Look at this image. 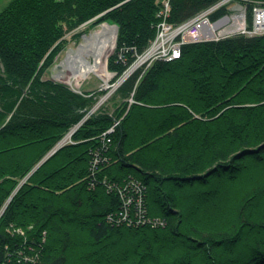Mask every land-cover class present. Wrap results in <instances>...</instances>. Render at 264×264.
I'll return each mask as SVG.
<instances>
[{
    "label": "trees",
    "instance_id": "obj_1",
    "mask_svg": "<svg viewBox=\"0 0 264 264\" xmlns=\"http://www.w3.org/2000/svg\"><path fill=\"white\" fill-rule=\"evenodd\" d=\"M157 1L14 0L0 12V57L15 77L12 83L0 78V205L15 180L90 108L66 86L38 81L35 94L8 118L23 80L65 32L63 23L73 27L107 11L101 20L119 25L117 52H126L123 62L115 54L109 59L121 74L156 35ZM216 1L171 0L169 20L178 24ZM132 91L134 102L102 152L109 164L94 174L95 184L87 178L93 148L126 111V101L113 115L93 114L75 133L76 143L24 180L0 219V264L14 240L9 225H33L32 236L48 233L42 259L24 264H90L94 254L107 264H264V33L183 45L179 58L156 61L144 74L138 69L121 84L124 97ZM133 175L147 186L149 212L170 217L166 227L106 221L121 206L107 182L122 191L120 183ZM210 178L225 179L211 191L225 208L205 223V211L214 208H207L211 189L192 186ZM208 225L218 227L211 232Z\"/></svg>",
    "mask_w": 264,
    "mask_h": 264
},
{
    "label": "rangeland",
    "instance_id": "obj_2",
    "mask_svg": "<svg viewBox=\"0 0 264 264\" xmlns=\"http://www.w3.org/2000/svg\"><path fill=\"white\" fill-rule=\"evenodd\" d=\"M14 0H0V12L4 11ZM249 1L253 4L252 7V24L250 25L249 22ZM159 3V10H158V17L159 21L156 27V35L151 40L149 45L145 48V50L141 53H136V57L134 61L123 71V73L119 74L110 64V57L112 55H117L116 61H125V53L120 50L117 52V41L119 35V25L113 21H109L106 19H102L103 15L107 12H102L92 18L78 23L77 25L70 27V25L63 23V27L65 32L63 35L56 40V42L49 48L45 57L39 62L37 67V71L34 72L32 77H29L27 80H23V85L20 86L19 96L12 100L13 103V110L10 112L8 118L12 115L16 108H18L23 99H29L32 94H35V85L39 84L36 82H45V83H54L59 84L62 86H66L67 90L71 91L72 93L78 95V98L82 101H88L90 104V108L82 114V117L79 121L75 124H72L69 129L64 132L57 141L53 143V145L45 152V154L36 161L35 165L32 167L30 172L26 175V177H22L20 179H16L17 185L13 189L12 193L5 198V200L0 205V219L5 214L7 209L9 208L10 204L13 202L15 195L18 193L19 189L23 186V182L27 179L33 172L41 167L49 158L53 157L61 148L68 144H74L77 140H74L75 133L83 127L85 122L96 113H104L107 112L109 115H113L119 109V106L122 102L126 101V108L125 112L118 120H116L106 131H104L99 136V145L97 149L93 148L92 156L90 157L89 165H88V176L87 178L91 180L89 185L95 184L94 182V174H97L101 171L103 164H109L108 158L103 157L102 152H107L112 147V133L115 131L116 126L119 124L120 119L125 116V113L129 111L131 104L134 102V93L132 91L128 97H124V95L120 92L121 84L129 78L133 73H135L138 69H141L142 73L144 74L149 68L159 60L171 61L177 59L179 57H172L170 58V54H167L166 46L164 44H168L170 42L169 37V26L173 25L174 27L180 26L182 24V30L184 29V35L187 34V38L184 45L191 44V43H199V42H208V41H218L221 39H225L231 36H235L237 34H244V35H258L263 34L262 31H257L258 27L255 25V15L256 9L260 7H264V2L260 0H218L215 3L209 5L208 7L202 9L197 14L193 15L192 17L175 24L169 20V15L171 12V0H158ZM222 10V11H221ZM221 11V12H220ZM206 16V22L211 24L212 22L223 19L224 16L229 15L231 17V21H223L224 25L219 29L221 31L220 35H217L216 38H202L198 39L194 35L190 33L194 31L195 23L200 16ZM189 19H193L191 23H186ZM220 19V20H221ZM234 22V26L231 23ZM104 24H108L110 27L114 28L115 30V45L112 49L105 53L104 56V63L106 67V71L111 75L108 80H105L104 77L99 76L96 73H91L86 78L81 79L78 83L74 80H70L67 75H63V77H57V73L59 72V68L57 67L67 56L68 50L70 48L78 47L82 42L85 41V35L95 32L102 28ZM185 25V26H184ZM180 29V28H179ZM177 28V30H179ZM218 30V31H219ZM256 30L257 32L250 34L251 31ZM167 41V42H165ZM183 47V46H182ZM107 51V50H106ZM182 51V50H181ZM160 54H159V53ZM181 56V55H180ZM148 59V62H147ZM117 63H120V62ZM147 62V63H146ZM136 66L134 70L130 73L128 71ZM0 78L5 79V81H9L12 83L14 82V76L9 75L7 71V65L3 63L0 57ZM140 80V79H139ZM2 83H0V87ZM13 88V86L11 85ZM17 88V85L15 84ZM19 87V85H18ZM16 88L12 89V92H16ZM31 90V92H30ZM5 98V97H4ZM7 100V99H6ZM17 100V101H16ZM25 101V100H24ZM51 103L49 100H47ZM2 106V103L0 104ZM50 108H55V105L48 104ZM8 120V119H7ZM7 122H5L6 124ZM4 126V125H3ZM1 126L0 128H2ZM99 150V151H97ZM255 157L258 153H255ZM257 160V159H256ZM252 162V161H250ZM238 165V164H236ZM93 179V180H92ZM211 179V178H210ZM209 179V180H210ZM226 179V177H225ZM222 179L219 181L217 178H212L209 183H195L192 188L197 190L202 189H211L210 194L207 196L210 197L211 201L207 204V208L209 209L212 205L214 206L211 213L206 212L204 213V220L205 223L212 222L210 221L212 217H215V213L217 214L219 211L221 212V208L224 209L222 198H220L216 194H211V191L215 190V187L218 185L219 188L225 184L224 180ZM103 184H106L105 179L102 180ZM107 189L108 192L111 191L119 198L121 206L117 208L118 215L106 217V221L114 224V225H125L128 227L141 228L143 226H149L152 229L166 227L169 223L170 217L167 215L159 214L158 212H149V206L147 205V186L142 181L139 180L138 176H129L124 179L120 183L122 187V191L118 190L116 187H113V183L107 182ZM110 184V185H109ZM223 184V185H222ZM112 185V186H111ZM125 190V191H124ZM136 190V191H135ZM115 191H118L117 193ZM123 193L128 194L124 199ZM212 195V196H210ZM167 206V205H166ZM173 211H177V207L169 208ZM201 210V209H200ZM227 210V209H226ZM174 213V212H171ZM203 215V214H202ZM169 218V219H168ZM233 218V217H232ZM231 218V219H232ZM216 219V218H215ZM237 225L240 226L241 222L237 219ZM214 222V220H213ZM212 222V223H213ZM235 224V223H234ZM230 224L229 225H234ZM249 224L253 225V223L249 222ZM244 225V224H243ZM245 225H248L245 224ZM245 225L243 227H245ZM208 230L211 232L216 231L218 225H208ZM216 228V229H215ZM33 225L28 226H17V225H9L7 231L13 237V243L9 246L6 245L7 256L5 262L3 264H19V263H36L42 259L43 249L45 242L47 240V231L42 230V232L35 234L33 232L32 236L29 234L32 231ZM139 230V229H137ZM142 230V229H141ZM32 237V238H30ZM34 237V238H33ZM215 238H219L220 236H216L214 233ZM36 238V239H35ZM192 247V241L190 242ZM38 245L39 248H35ZM43 245V247H41ZM210 248V247H209ZM177 249L174 246H168V251L173 252ZM195 249H190V253L193 255ZM212 252V249H210ZM209 250V252H210ZM96 260L90 261V264H107V261L103 259L99 260L100 255L94 254ZM202 258V256H201ZM109 259V258H107ZM198 259V258H197ZM198 259L197 261H199ZM210 260V259H209ZM187 261H185L186 263ZM200 262V261H199ZM210 262H212L210 260Z\"/></svg>",
    "mask_w": 264,
    "mask_h": 264
},
{
    "label": "bare ground",
    "instance_id": "obj_3",
    "mask_svg": "<svg viewBox=\"0 0 264 264\" xmlns=\"http://www.w3.org/2000/svg\"><path fill=\"white\" fill-rule=\"evenodd\" d=\"M115 38V30L108 24H104L95 32L86 34L85 41L76 48H70L65 59L57 66L59 68L57 77L67 75L71 81L78 83L91 73H96L108 80L111 75L106 71L103 60L105 53L114 47Z\"/></svg>",
    "mask_w": 264,
    "mask_h": 264
},
{
    "label": "built area",
    "instance_id": "obj_4",
    "mask_svg": "<svg viewBox=\"0 0 264 264\" xmlns=\"http://www.w3.org/2000/svg\"><path fill=\"white\" fill-rule=\"evenodd\" d=\"M202 20V21H198L197 23H195V28L194 31L191 32V35H194L195 37H198V39H202V38H206L209 39L211 38H216L217 35L221 34V31L219 29H221V27L224 25L223 21H231V17H229V15H226L223 17V19H218L214 22H212L211 24L206 22V16L202 15L200 16L197 20ZM254 22L255 25L258 27L257 31H262L264 32V7H260L256 9V15L254 18ZM193 21V19H189L186 23H191ZM231 25L234 26V22L231 23ZM185 26V25H184ZM177 28L179 30H177ZM170 31H169V37H170V42L168 41V44H164L166 46V51L167 54H170V58L172 57H180L181 55V50H182V46L184 45L183 43L185 42L186 38H187V34H183L184 33V29L182 30V24L180 26L174 27L173 25L169 26ZM219 30V31H218ZM256 30L251 31L250 34H253L255 32H257ZM165 41V42H167ZM159 53V52H158ZM160 54V53H159ZM148 62V59H147ZM146 62V63H147Z\"/></svg>",
    "mask_w": 264,
    "mask_h": 264
}]
</instances>
